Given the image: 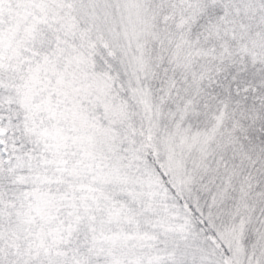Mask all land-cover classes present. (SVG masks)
<instances>
[{"label": "snow or ice", "instance_id": "1", "mask_svg": "<svg viewBox=\"0 0 264 264\" xmlns=\"http://www.w3.org/2000/svg\"><path fill=\"white\" fill-rule=\"evenodd\" d=\"M0 264H264V0H0Z\"/></svg>", "mask_w": 264, "mask_h": 264}]
</instances>
